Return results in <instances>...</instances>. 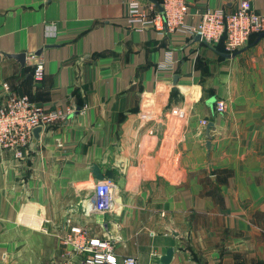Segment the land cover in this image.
I'll list each match as a JSON object with an SVG mask.
<instances>
[{"label": "crops", "instance_id": "0c3cea01", "mask_svg": "<svg viewBox=\"0 0 264 264\" xmlns=\"http://www.w3.org/2000/svg\"><path fill=\"white\" fill-rule=\"evenodd\" d=\"M125 1L0 0V104L8 83L68 113L24 157L0 150V264H58L68 218L138 264H264V35L228 57L225 38L130 26ZM241 1L186 0V23ZM94 166L116 183L106 209Z\"/></svg>", "mask_w": 264, "mask_h": 264}, {"label": "built area", "instance_id": "2783aa9c", "mask_svg": "<svg viewBox=\"0 0 264 264\" xmlns=\"http://www.w3.org/2000/svg\"><path fill=\"white\" fill-rule=\"evenodd\" d=\"M126 17L130 26L144 30L154 26L158 31H182L198 34L202 40L213 43L225 38L229 53L245 47L253 33L264 32V15L253 7V0H242L234 11L207 9L201 21L193 26L186 23L188 5L186 0H162V11L150 12L141 0H126ZM28 60L33 64V77L40 82L45 78L43 59L37 53H30ZM164 67H168L164 65ZM3 102L0 104V150H11L17 158L24 157L30 147L33 130L67 119L68 113L56 109L47 110L32 100L28 94L15 93L8 83L3 84ZM220 113L226 111V102H216ZM203 125L207 120L202 121ZM116 183L111 178L99 180L95 191L100 198L97 208L106 209L114 202ZM60 240L64 247L63 259L58 264H77L75 257L81 255L79 264H138L135 257L119 258L112 238L100 237L90 228L74 223L71 219L61 231Z\"/></svg>", "mask_w": 264, "mask_h": 264}, {"label": "water", "instance_id": "95a60500", "mask_svg": "<svg viewBox=\"0 0 264 264\" xmlns=\"http://www.w3.org/2000/svg\"><path fill=\"white\" fill-rule=\"evenodd\" d=\"M155 2H157V0H154ZM158 5L159 2H157ZM160 10L162 11L163 10V7L160 6ZM264 35V32L261 33L260 36H263ZM201 36L200 35H196L195 37V40H201ZM38 54V53H37ZM238 54V52H234L232 54H226L228 57H234ZM7 56L9 57H15L17 59H19L21 61L22 64H24V62L26 61V58H27V54L26 53H22V54H6ZM177 80V78L175 77V81ZM211 126H214V123H211L208 125V129L211 127ZM43 132V127L42 126H38L36 128H34L33 130V137H32V140H31V144L30 146L31 147H34L37 145L38 141L40 140V137H41V134ZM211 145V142L210 140L208 141L207 143V146L210 147ZM94 172L96 173L98 179L102 180L104 178L103 174L100 172L99 168L97 166H94ZM172 255H173V249H170L166 256L164 257V260L165 262H169V260L172 258Z\"/></svg>", "mask_w": 264, "mask_h": 264}]
</instances>
